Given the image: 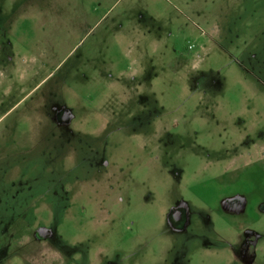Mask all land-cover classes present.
<instances>
[{"label": "rangeland", "instance_id": "rangeland-1", "mask_svg": "<svg viewBox=\"0 0 264 264\" xmlns=\"http://www.w3.org/2000/svg\"><path fill=\"white\" fill-rule=\"evenodd\" d=\"M0 264H264V0H0Z\"/></svg>", "mask_w": 264, "mask_h": 264}, {"label": "flooded vegetation", "instance_id": "flooded-vegetation-1", "mask_svg": "<svg viewBox=\"0 0 264 264\" xmlns=\"http://www.w3.org/2000/svg\"><path fill=\"white\" fill-rule=\"evenodd\" d=\"M104 165H106V164H104ZM105 167H107V166H105ZM105 173H107V174H110V173H108V172H106V171H104ZM111 175V174H110ZM170 216H171V221L173 222V221H177V222H180L182 219H183V216H182V213H180L179 211H177V210H171L170 211ZM252 247H253V241H251L250 240V243H249Z\"/></svg>", "mask_w": 264, "mask_h": 264}, {"label": "water", "instance_id": "water-1", "mask_svg": "<svg viewBox=\"0 0 264 264\" xmlns=\"http://www.w3.org/2000/svg\"><path fill=\"white\" fill-rule=\"evenodd\" d=\"M46 234H47V233H46L45 230H42V231H41V235H42V236H46Z\"/></svg>", "mask_w": 264, "mask_h": 264}, {"label": "built area", "instance_id": "built-area-1", "mask_svg": "<svg viewBox=\"0 0 264 264\" xmlns=\"http://www.w3.org/2000/svg\"><path fill=\"white\" fill-rule=\"evenodd\" d=\"M187 48H188V50H191V49L193 48V45H190V44H189V45L187 46Z\"/></svg>", "mask_w": 264, "mask_h": 264}]
</instances>
